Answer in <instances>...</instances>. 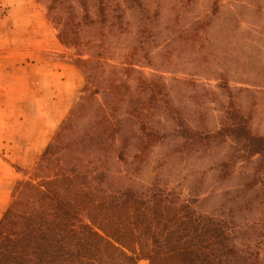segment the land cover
Here are the masks:
<instances>
[{
  "label": "trees",
  "instance_id": "obj_1",
  "mask_svg": "<svg viewBox=\"0 0 264 264\" xmlns=\"http://www.w3.org/2000/svg\"><path fill=\"white\" fill-rule=\"evenodd\" d=\"M44 2L60 41L81 55L86 50L88 57L78 59L86 83L32 177L13 187L0 219V264H137L141 258L150 264H264L258 246H264V232L258 223L244 224L253 203L242 189L201 210L210 199V193L201 198L203 177L183 199L172 196L165 178L156 182L172 164L211 159L229 132L245 143L220 161L224 177L256 155L264 165V136L242 117L231 118L226 109L220 127L208 128L211 89H202L193 112L181 96L171 95L160 73L137 67L148 63L158 70L154 51L188 32L200 39L208 23L165 33L156 29L157 14L138 9L137 0H125L126 6L110 0ZM128 11L140 19L115 18ZM118 50L121 60L112 61ZM164 51V60L173 62ZM155 154L157 176L147 185L141 171Z\"/></svg>",
  "mask_w": 264,
  "mask_h": 264
},
{
  "label": "rangeland",
  "instance_id": "obj_2",
  "mask_svg": "<svg viewBox=\"0 0 264 264\" xmlns=\"http://www.w3.org/2000/svg\"><path fill=\"white\" fill-rule=\"evenodd\" d=\"M110 1L126 6L125 0ZM137 3L140 4L138 9L147 7L157 14L156 29L160 32L168 33L181 25L189 30L199 21L208 23L207 33L200 39H193L188 32L181 35L182 39H173L169 47L161 49L162 53L164 50L172 53L173 62L167 63L160 50H156L153 56L158 70L148 63L137 67L147 74L160 73L169 83L171 95L181 96L193 112H197L194 108L202 89H211L209 129L220 127L228 109L231 118L242 117L254 134L264 136V0H137ZM30 5L37 9L36 16L41 15L47 25L46 31L53 33L57 45L40 55L31 51L19 55L12 51L18 47V41L0 38V219L12 199L16 181L32 177L31 172L41 154L82 95L86 83L78 64L79 58L88 57L86 50L81 55L80 49L60 41L56 24L48 18L44 0H30ZM117 17L130 23L140 19L137 13L131 15L129 11ZM9 28L10 25L0 22V33L10 31ZM161 38L159 36L158 40ZM26 46L32 47V41L28 39ZM122 53L123 50H118L112 61H120ZM186 80L195 84H188ZM227 134L230 138L216 146L217 152L211 159L205 157L192 161L191 165L172 164L158 176L154 168L157 155H153L143 166L142 182L148 185L157 176L156 182L160 184L165 178L172 196L183 199L190 195L188 187L203 177L206 193L201 198L210 193V199L201 210L216 207L225 196L239 195L238 190L242 189L246 201L253 203L244 224L258 223L259 231L264 232L263 162L260 164L256 160L259 155H256L255 160H249L246 165L239 163L233 175L224 177L220 161L228 153L243 149L245 143L237 133ZM161 150L163 148L156 151ZM120 167L124 169L127 164L121 162ZM259 169L262 170L257 173ZM179 173L187 176L183 179ZM130 179L126 173L125 182L130 183ZM262 241L264 243V238ZM258 246L264 257V246ZM137 264L150 262L141 258Z\"/></svg>",
  "mask_w": 264,
  "mask_h": 264
},
{
  "label": "crops",
  "instance_id": "obj_3",
  "mask_svg": "<svg viewBox=\"0 0 264 264\" xmlns=\"http://www.w3.org/2000/svg\"><path fill=\"white\" fill-rule=\"evenodd\" d=\"M0 22L10 25L8 32L0 33L1 40L18 41V47L12 48L16 54L25 55L27 51L43 54L50 46L57 45L53 33L47 32V25L41 20L37 9L30 5V0H0ZM13 27V28H11ZM31 40L33 46L27 48V40Z\"/></svg>",
  "mask_w": 264,
  "mask_h": 264
}]
</instances>
